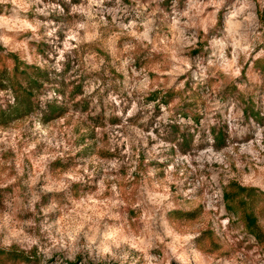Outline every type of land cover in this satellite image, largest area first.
I'll list each match as a JSON object with an SVG mask.
<instances>
[{"label":"rangeland","instance_id":"1","mask_svg":"<svg viewBox=\"0 0 264 264\" xmlns=\"http://www.w3.org/2000/svg\"><path fill=\"white\" fill-rule=\"evenodd\" d=\"M15 65L46 77L0 117V264H264V0H0Z\"/></svg>","mask_w":264,"mask_h":264},{"label":"trees","instance_id":"2","mask_svg":"<svg viewBox=\"0 0 264 264\" xmlns=\"http://www.w3.org/2000/svg\"><path fill=\"white\" fill-rule=\"evenodd\" d=\"M15 71L16 74L19 71V74L22 75V77H25V81L22 82L21 80L17 79L15 80V77L9 74H5L6 69L0 70V82L2 85H5V87L9 88L12 92L13 96V104L9 105L6 110H0V117L1 119H5L7 116L11 115L12 113H16L17 115H20L21 113L28 111L32 108V98L34 96V90L36 87L40 85V79L39 77H46L43 70H40L36 67H31L28 65H25L24 68L19 70V66L15 65ZM33 68L32 71H28L27 68ZM23 79V78H22ZM42 82V81H41ZM61 106L55 105V104H48L46 106V112L45 115L55 114L61 112ZM24 109V110H22ZM234 187H236L235 191H223V200L225 201V208L227 210H234L231 206V202L234 200V198L239 195L243 194L240 202L245 205L248 201V193L251 191H254L253 188H247L244 186H240L236 183L232 184ZM243 219L245 222V227L248 228V230L251 231V234L254 236V238L257 240L258 243H263L264 236L262 232L258 228L257 219L256 216L250 211L245 210L243 213Z\"/></svg>","mask_w":264,"mask_h":264}]
</instances>
